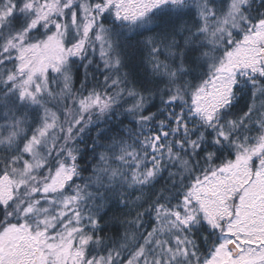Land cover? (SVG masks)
Here are the masks:
<instances>
[{"label": "snow or ice", "instance_id": "1", "mask_svg": "<svg viewBox=\"0 0 264 264\" xmlns=\"http://www.w3.org/2000/svg\"><path fill=\"white\" fill-rule=\"evenodd\" d=\"M0 264H264V0H0Z\"/></svg>", "mask_w": 264, "mask_h": 264}, {"label": "trees", "instance_id": "2", "mask_svg": "<svg viewBox=\"0 0 264 264\" xmlns=\"http://www.w3.org/2000/svg\"><path fill=\"white\" fill-rule=\"evenodd\" d=\"M146 56H147V53L146 52H136V53H134V58L132 60V65H136L137 63L140 62L141 59L146 58ZM160 59L161 60H164V57L161 56ZM141 67L144 68V67H150V66H148V65H142ZM77 86H79L78 83H77Z\"/></svg>", "mask_w": 264, "mask_h": 264}]
</instances>
